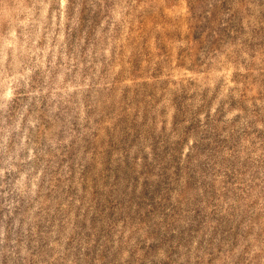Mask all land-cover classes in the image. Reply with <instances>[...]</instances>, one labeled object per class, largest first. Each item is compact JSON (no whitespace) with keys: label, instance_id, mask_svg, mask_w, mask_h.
Listing matches in <instances>:
<instances>
[{"label":"rangeland","instance_id":"374dc122","mask_svg":"<svg viewBox=\"0 0 264 264\" xmlns=\"http://www.w3.org/2000/svg\"><path fill=\"white\" fill-rule=\"evenodd\" d=\"M0 264H264V0H0Z\"/></svg>","mask_w":264,"mask_h":264}]
</instances>
